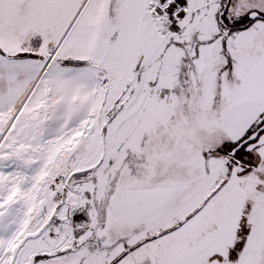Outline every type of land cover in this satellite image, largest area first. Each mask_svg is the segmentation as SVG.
Instances as JSON below:
<instances>
[{
    "label": "snow or ice",
    "instance_id": "obj_1",
    "mask_svg": "<svg viewBox=\"0 0 264 264\" xmlns=\"http://www.w3.org/2000/svg\"><path fill=\"white\" fill-rule=\"evenodd\" d=\"M0 264H264V0H0Z\"/></svg>",
    "mask_w": 264,
    "mask_h": 264
}]
</instances>
